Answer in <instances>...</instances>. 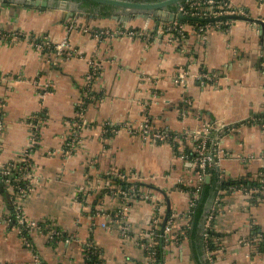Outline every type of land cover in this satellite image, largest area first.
<instances>
[{
  "label": "crops",
  "instance_id": "1",
  "mask_svg": "<svg viewBox=\"0 0 264 264\" xmlns=\"http://www.w3.org/2000/svg\"><path fill=\"white\" fill-rule=\"evenodd\" d=\"M229 1L252 20L228 19L204 34L184 20H123L88 9L84 16H68L66 5L1 9L0 264H85L86 248L96 249L102 264H147L145 233L155 225L163 236L166 209L172 232L186 223L190 195L177 184L194 185L193 168L170 144L125 129L106 130L107 122L136 126L147 118L175 134L211 124L208 137L217 143L218 171L231 178H264V36L256 22L264 23V0ZM171 23L180 24L183 34L167 29ZM99 29L114 33L95 36ZM63 38L68 46L61 51L45 43ZM93 59L100 68L89 87ZM180 69L187 75L184 86L173 81ZM201 69L217 79L198 80ZM81 107L85 124L79 142L65 154L68 122ZM29 123L40 125L31 156L35 182L18 199L3 169L28 145ZM118 172L153 191L130 203L105 193V176ZM220 193L211 222L220 238L214 264H264L258 245L244 242L254 228L264 232V199L233 188ZM15 201L29 219L52 222L62 240L50 244L43 233H33V246L26 245ZM126 204L122 235L113 214ZM167 244L165 264H210L203 249L196 253L187 242Z\"/></svg>",
  "mask_w": 264,
  "mask_h": 264
},
{
  "label": "built area",
  "instance_id": "2",
  "mask_svg": "<svg viewBox=\"0 0 264 264\" xmlns=\"http://www.w3.org/2000/svg\"><path fill=\"white\" fill-rule=\"evenodd\" d=\"M216 0H184V2L179 6V10L189 16H195L198 18H211L216 16H221L225 14H241L244 15L245 12L241 9H237L231 6L229 0H221L220 3L217 5L215 4ZM208 23L204 25H198L195 27V29L200 33L204 34L208 29L212 28L213 26L220 25V23H225L226 21L223 20H217V21H206ZM172 24V23H171ZM175 29L177 33L183 34V29L181 28L180 24H172V26L167 27V29ZM114 32L110 31L108 29H99L94 31L95 36L100 35H112ZM144 33L143 30H129L128 34L133 35H142ZM52 46L57 51H61L64 47L68 46L67 40L65 38L55 41V42H45ZM100 68V62L98 60L93 59L90 61V68L87 73V86L90 87L91 83L93 82L96 74L98 73ZM218 74L210 71H206L204 69H201L199 73L197 74L196 78L200 81H214L217 79ZM174 83L178 85L184 86L187 83V75L186 71L183 69L178 70L177 75L173 79ZM88 92V90H87ZM86 92V93H87ZM81 110L78 112L75 119H72L68 122V133L64 136V141L62 145V152L65 154H70L72 150L75 148L76 144L79 142V133L80 128L82 125L85 124V120L82 118V107ZM28 145L17 155L18 159L17 162L18 165V172H17V181L20 179L22 181V184H16L11 185L14 189L17 198L21 199L23 196L28 195L33 189L34 186V180L33 175L31 172L32 167V153L34 150V147L38 141V135L40 132V125L37 123H29L28 124ZM106 130H110L113 132H116L119 128L125 129L129 133L133 135H138L142 139H151L155 141H161L166 142L170 144L172 147L176 148V155L178 158L182 159L183 161H186L189 166H191L194 170V176H195V183L196 190L192 191L193 194L197 192L198 183H201L204 181V177L207 175L205 173V167L211 164H215L213 161V158L215 155H217L218 151L215 146L217 144L211 142L210 147L206 145V140L208 138V134L212 131V128H214L211 124H204L202 127V130L195 131V132H182L180 133L182 135V138L184 140L183 144H177L176 143V135L175 133H172L168 131L166 128H158L154 127L150 124L149 120L145 118L140 124L133 125V124H116L113 125L111 122H107L104 127ZM187 146L190 149V154H194L191 156L188 152H185L183 150L184 146ZM191 156V157H190ZM8 169L4 167L3 174H8ZM115 176L120 177L121 179H125L127 181H132L133 179L123 173H116ZM239 191L244 192L246 195H248L250 198H259L255 195L257 192V189L254 187L249 188H239ZM136 190L134 185H131L128 190H123L118 188V186L113 184H107L105 186V193L109 195H117L120 196L122 201L125 203L128 199H130L133 194H135ZM220 198H216L214 200V205L211 206L210 210L208 211L205 219H204V228H211L212 229V219L214 217V214L218 208V201ZM127 207V204L122 206L120 209L115 211L113 214L114 220L117 221L120 227V232L122 235L126 234L127 224L125 222V219L123 217L124 210ZM14 211H15V220L18 225V231L20 232V235L22 236V239L24 240V243L26 245H30L27 241V239L22 235L21 229H25L29 231L30 234L33 233H43L48 241L52 239L62 238V233L59 229H56L52 222L44 221H35L32 219H29L20 203L15 201L14 205ZM159 210V209H158ZM156 222L158 220L156 219ZM172 216L168 217L165 221L164 227H163V235H167V233H170L173 231L172 229ZM153 227L149 228V233L146 238V241L143 244L144 250L146 252L147 258L149 261L153 259L154 255V236L157 235V233H153ZM206 235V234H205ZM171 239L174 243H178V236L176 233H171L168 237ZM254 241L259 249L264 253V235L261 233H255L251 239L245 240V243H249L250 241ZM251 241V242H252ZM217 251V250H216ZM215 250H205L206 257L208 261H210L212 264H214L213 254L216 253ZM37 264H41L40 261L37 262Z\"/></svg>",
  "mask_w": 264,
  "mask_h": 264
},
{
  "label": "trees",
  "instance_id": "3",
  "mask_svg": "<svg viewBox=\"0 0 264 264\" xmlns=\"http://www.w3.org/2000/svg\"><path fill=\"white\" fill-rule=\"evenodd\" d=\"M221 0H216V5L220 3ZM98 4L93 1L88 0H82V3L80 4L81 7L87 6V9H92L93 7H96ZM100 6L98 12L102 14H107L110 12L111 7L107 5H98ZM185 22H188L192 24L193 26L197 27L198 25H204L208 22L206 21H199V20H184ZM223 21V20H221ZM223 25L224 23H220ZM176 135V143H183L182 135L181 134H174ZM211 140L208 137L206 140V145L210 147ZM184 150L190 154V149L185 146ZM193 156L194 154H190ZM190 156V157H191ZM18 165L19 163L17 161L10 162L9 165L7 164L5 168H7L8 174H6V182L8 185H16V184H22V181L20 179L17 181V172H18ZM18 169V170H17ZM205 173L209 176V180L207 182L202 181L201 183H198L197 192L195 194L192 193V191L196 190V185H189V183L180 182L177 184V188L181 189L183 191L188 192L190 195L189 203L185 212L186 217V223L181 226L180 230L178 232H170L167 233V235L163 236H154V240L156 241L154 244V255L153 259L149 261L147 264H165L164 263V248H166L165 245H168L167 243L171 242L169 237L170 234L176 233L178 236L179 242H187L190 246V249L192 251H196L198 253L200 250H215L218 248L219 243V234L216 233L211 228H204V215H206L208 211L210 210L211 206L214 205V200L216 198H219L220 192L229 191L230 188L233 189H239V188H251L254 187L257 189V192L255 193L256 196L259 197V199H264V178L260 175L255 177H248L243 176L239 178H231L226 175L221 174L216 166L214 164L208 165L205 167ZM106 181L108 184H113L118 186V188L123 190H128V188L131 185H134L135 187V194L130 198L129 203L131 199L138 198L140 194H145L149 191H153L154 187L150 184H146L141 180L138 181H127L125 179H121L120 177L113 176V175H106ZM103 192V191H101ZM150 194V193H149ZM139 199V198H138ZM171 212L169 213L170 217ZM49 222V220H47ZM56 228V227H55ZM57 229V228H56ZM157 229L153 227V233H156ZM255 233H261L264 235V232L258 231L257 228H254ZM22 235L27 239L28 243L33 246L32 243V236L29 233V231L25 229H21ZM149 230L146 231L145 237L148 236ZM206 234V235H205ZM167 238V239H166ZM62 240L61 238H55L49 241L50 244H54L57 241ZM146 239L144 238V241ZM84 254V261L85 264H102L101 259L99 258V253L96 249L93 248H86ZM146 253V252H145ZM213 259L215 257V254H213ZM211 264V262H210Z\"/></svg>",
  "mask_w": 264,
  "mask_h": 264
},
{
  "label": "water",
  "instance_id": "4",
  "mask_svg": "<svg viewBox=\"0 0 264 264\" xmlns=\"http://www.w3.org/2000/svg\"><path fill=\"white\" fill-rule=\"evenodd\" d=\"M82 0H0V15L1 9L6 5L11 7H17L19 4H24L31 7H67L70 10L68 16H73L74 12L79 16H84L87 13V8L81 7L80 2ZM97 3L98 5H107L111 7L110 12L113 17H119L123 20H129L131 18L141 17L148 22L150 19L157 21H182V20H199V21H217L238 19L251 21L252 18L241 14H225L221 16L211 18H198L195 16H189L183 14L178 8L184 2V0H88ZM63 5V6H62ZM173 5L174 9L170 10L169 6ZM64 7V8H65ZM97 13V12H96ZM258 29L262 36H264V23L261 19H257ZM213 161L215 159L213 158ZM1 171V168H0ZM209 176L204 177V181L207 182ZM169 206V204L167 205ZM168 208L165 211L162 226L165 224L168 216ZM208 212V209L206 210ZM207 215V214H206ZM204 215V219L206 217Z\"/></svg>",
  "mask_w": 264,
  "mask_h": 264
},
{
  "label": "flooded vegetation",
  "instance_id": "5",
  "mask_svg": "<svg viewBox=\"0 0 264 264\" xmlns=\"http://www.w3.org/2000/svg\"><path fill=\"white\" fill-rule=\"evenodd\" d=\"M82 3V1L80 2V4ZM84 8H88L87 6H85ZM98 8H100V6H96V7H93L92 9H88L89 10V12H98Z\"/></svg>",
  "mask_w": 264,
  "mask_h": 264
}]
</instances>
